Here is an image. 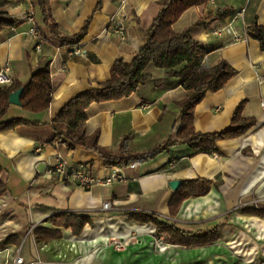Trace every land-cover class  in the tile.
<instances>
[{
    "label": "crops",
    "instance_id": "1",
    "mask_svg": "<svg viewBox=\"0 0 264 264\" xmlns=\"http://www.w3.org/2000/svg\"><path fill=\"white\" fill-rule=\"evenodd\" d=\"M158 1L51 0V15L61 33H76L91 18L79 43L62 46L48 35L33 0H8L2 10L17 22L0 28V68L9 62L13 81L23 85L48 62L54 89L47 110L29 112L21 104L10 103L6 116L50 121L70 98L105 81L115 60L132 61L158 13ZM242 8L233 30L243 34L254 16L264 25V0H209L186 9L173 24L180 32L201 19L193 36L209 50L204 63L211 67L225 60L236 69L220 90L208 92L195 106V130L226 128L241 101L242 116L256 119L245 134L218 141L217 152L195 153L186 144H176L143 163L120 167L121 180L83 189L49 172L57 149L72 166L89 164L98 178L107 176L114 166L92 150H68L65 144L53 142L48 123L0 131V181L6 186L0 195V264H15L17 256L24 264L36 259L39 264H264V215L247 211L255 207L247 204L253 197L262 199L263 205L257 208H264V51L251 37L234 41L230 33L220 37L210 33ZM30 11L37 31L49 38L43 39L39 49L28 32ZM111 17L123 25L124 39L115 32ZM77 47L80 53L74 52ZM150 72L152 77L130 96L88 106L86 132H98L99 145L116 148L129 136L131 150L146 151L173 133L178 103L187 91L163 70ZM198 178L214 184L204 195L185 198L171 214L169 202L175 191L169 181L179 179L183 184ZM105 202L112 209H103ZM132 210L154 213L197 235L215 230L218 238L207 245L173 244L158 235L152 223L130 219L126 212ZM65 211L88 213L92 223L79 235L61 228L60 238L37 242L33 230L51 227V216ZM10 236L17 242L2 245ZM114 240L125 241V247L116 250Z\"/></svg>",
    "mask_w": 264,
    "mask_h": 264
},
{
    "label": "trees",
    "instance_id": "2",
    "mask_svg": "<svg viewBox=\"0 0 264 264\" xmlns=\"http://www.w3.org/2000/svg\"><path fill=\"white\" fill-rule=\"evenodd\" d=\"M50 1L33 0L34 10L39 14L48 35L62 46H73L79 43L87 34L91 18L85 21L78 32L61 33L52 18ZM207 1L209 0H159L158 13L145 31V42L133 60L130 62H126L123 58L115 60L110 67L109 77L105 81L70 98L50 121L6 116L10 105L9 94L19 87H22L20 102L24 110L29 112L47 110L54 89L48 62H44L35 69L23 85L14 81L10 85H0V131L10 130L21 124L48 123L53 130V142L65 144L68 150H74L77 147L92 150L109 166L119 167L129 166L135 162L143 163L176 144H186L195 153L217 152L218 141L245 134L256 124V119L242 116L244 101H241L236 106L230 124L226 128L214 132H199L194 128L195 106L208 92L220 90L236 73V69L225 60L211 67L204 63L209 50L202 41L193 36V31L200 24L201 19L183 31L177 32L173 29V24L186 9ZM7 2L8 0H0V28L14 26L17 22L15 17L2 10ZM39 32L44 40L49 39L46 34L40 30ZM246 32L248 37L258 41L260 49L264 51V25L257 22L256 16L249 21ZM154 68L163 70L166 77L173 78L175 83L181 84L187 91L185 98L178 103L180 111L178 120L173 125V133L166 140L146 151L131 150L127 145L129 136H124L116 148L99 145L98 132L92 134L86 132L88 106L92 102L118 100L130 96L152 77L150 71ZM212 184L214 183L201 178L184 182L169 202L171 214L176 213L185 198L206 194ZM5 191L6 186L0 181V195ZM247 211L264 215V208L251 207ZM126 215L139 222L152 223L157 234L163 235L173 244L207 245L218 238L215 230L197 235L176 227L154 213L132 210L126 212ZM50 220L51 227H36L33 230L37 242L60 238L61 228H70L73 235H79L85 225L92 223V216L88 213L65 211L52 215ZM12 241L17 242V238L10 236L1 244Z\"/></svg>",
    "mask_w": 264,
    "mask_h": 264
},
{
    "label": "built area",
    "instance_id": "3",
    "mask_svg": "<svg viewBox=\"0 0 264 264\" xmlns=\"http://www.w3.org/2000/svg\"><path fill=\"white\" fill-rule=\"evenodd\" d=\"M245 8H242L239 12H237L233 17H231L224 25L213 27L210 30L211 35L214 36H223L225 34L230 33L231 37L234 41L246 40L248 35L246 30L244 33H240L236 30L232 29L233 23L235 19L243 15ZM27 21L31 23V27L29 28V34L35 40V48L39 49L40 44L43 42V37L40 32L37 31L35 27L34 21V13L30 11L27 13ZM114 17H111V21L115 24V32L120 36L121 39L125 38L124 28L120 21L114 20ZM75 53H80L81 49L76 48L74 50ZM10 63L5 62L4 65L0 68V85H10L13 83V78L10 73ZM40 146L37 145L35 150L39 151ZM49 172L52 175L59 177L62 182H74L77 186L83 189H89L93 185L101 184V185H109L115 181L123 179L122 170L120 167H112L109 174L103 178H98L92 173V169L89 164L80 163L76 166H72L69 162L68 157L57 149L55 154V159L49 166ZM247 204H251L255 207H261L263 205L262 199H258L253 197ZM103 209H112V205L110 202L103 203ZM159 246L162 247V243L157 241ZM126 242L123 240H114L113 246L116 250H122L125 247ZM41 261L39 259L29 261L27 264H39ZM15 264H24L23 258L21 256H17L15 259Z\"/></svg>",
    "mask_w": 264,
    "mask_h": 264
},
{
    "label": "water",
    "instance_id": "4",
    "mask_svg": "<svg viewBox=\"0 0 264 264\" xmlns=\"http://www.w3.org/2000/svg\"><path fill=\"white\" fill-rule=\"evenodd\" d=\"M22 92V87H19L18 89H16L15 91L11 92L9 94V103L11 104H16V105H20V94ZM182 184V181L179 179H173L169 181V185L172 188V190L176 191L179 186Z\"/></svg>",
    "mask_w": 264,
    "mask_h": 264
}]
</instances>
